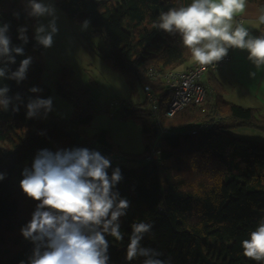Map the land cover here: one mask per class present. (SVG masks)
Instances as JSON below:
<instances>
[{"label": "trees", "instance_id": "1", "mask_svg": "<svg viewBox=\"0 0 264 264\" xmlns=\"http://www.w3.org/2000/svg\"><path fill=\"white\" fill-rule=\"evenodd\" d=\"M54 1L69 18L89 20L92 34L104 37L102 57L124 76L131 90L151 82L161 100V125L155 123L146 96L142 103L122 102L118 109L121 117L141 125L143 151L124 152L105 128L90 134L87 127L96 114V102L89 87L76 85L70 66L57 72L55 86L72 102L73 115L47 120L51 112L45 116L41 110L38 117L27 118L29 97L52 98V88L43 81L44 48L35 46L32 39L37 21L27 16V0H0V26L9 23L13 44L22 43L17 29L28 28L25 56H17L10 67L15 70L26 56L33 57L23 82L0 79V87L9 86L10 96L20 93L23 99L18 112H12L11 106L8 111L0 109V172L6 173L0 181V264L27 261L34 247L20 233L38 203L21 190L22 171L31 167L40 149L55 152L74 147L100 151L123 174L117 188L130 207L121 218L123 239L106 236L109 264H142L143 257L126 260L131 225L140 222L152 225L142 246L159 251L166 264H264L246 257L241 245L264 220V142L231 132L237 126L264 132V115L256 108L226 101L222 85L211 82L206 101L191 102L167 117L171 94L164 83L149 79L151 68L178 69L192 59L178 33L168 34L156 27L161 13L186 7L191 0ZM247 1L264 10V0ZM14 13L20 14L19 19ZM261 32L263 35L264 24ZM33 86L43 91L29 92ZM149 155L156 157L148 159ZM108 171L110 175L112 169Z\"/></svg>", "mask_w": 264, "mask_h": 264}, {"label": "clouds", "instance_id": "2", "mask_svg": "<svg viewBox=\"0 0 264 264\" xmlns=\"http://www.w3.org/2000/svg\"><path fill=\"white\" fill-rule=\"evenodd\" d=\"M246 0H191L186 7L172 8L161 13L156 25L168 34L178 33L189 49L192 60L201 65H213L228 53L229 48L244 49L248 59L259 69L264 66V35L250 34L233 19L243 13ZM25 11L34 18L32 39L35 46L49 49L59 33L57 8L52 0H27ZM19 13H14L19 19ZM47 18V23L41 22ZM264 24V11L258 16ZM90 21L85 19L81 30L86 31ZM9 23L0 26V79L20 84L27 79L33 63L26 56L13 70L17 56H25L24 45L29 43L27 26L17 29L20 45L12 43ZM43 89L33 86L31 93ZM8 85L0 87V109L18 112L23 99L20 93L9 95ZM52 98H31L26 104V117L36 118L43 110L52 111ZM112 169L109 175V169ZM20 188L28 198L37 201L30 221L20 233L33 244L27 261L19 264H109V241L112 236L122 240L121 218L127 215L130 201L121 197L117 185L123 180L119 166L112 167L111 159L96 149L74 147L37 151L30 168L21 173ZM6 173L0 172V181ZM126 260L143 257L142 264H166L155 249L144 247L141 241L152 229L150 223H133ZM244 255L255 261H264V220H261L249 239L241 242Z\"/></svg>", "mask_w": 264, "mask_h": 264}, {"label": "rangeland", "instance_id": "3", "mask_svg": "<svg viewBox=\"0 0 264 264\" xmlns=\"http://www.w3.org/2000/svg\"><path fill=\"white\" fill-rule=\"evenodd\" d=\"M52 2L55 3L54 0ZM55 6L59 16V33L54 37L53 46L44 49L42 54L45 66L43 81L52 88L53 98L52 111L47 115V120L52 116L70 118L73 115L72 102L60 95L55 86L57 72L63 66H70L75 72L76 85L89 87L96 102V114L87 131L93 134L105 128L110 131L113 142L124 152L143 151L141 125L133 119L121 117L118 113L110 116L103 111L104 106L112 101L118 102L117 106L122 102H130L131 105L142 103L145 101L143 86L138 85L136 91L131 90L124 76L102 57L101 49L106 48L104 37L92 34L90 26L82 31L83 21L69 18L56 4ZM41 22L46 24L47 18ZM147 106H150L149 102ZM231 132L239 137L264 142V132L253 127L237 126ZM195 139L192 137V140ZM186 142L189 143L188 140Z\"/></svg>", "mask_w": 264, "mask_h": 264}, {"label": "crops", "instance_id": "4", "mask_svg": "<svg viewBox=\"0 0 264 264\" xmlns=\"http://www.w3.org/2000/svg\"><path fill=\"white\" fill-rule=\"evenodd\" d=\"M262 11H264L262 8L246 0L244 12L234 17L233 24L238 17H242L244 27L251 35L259 37L262 24H259L258 16ZM232 50V60L217 71L207 72L205 81L209 87L211 82L222 85L223 98L226 101L256 108L260 114L264 115V66L258 69L248 59L247 50L238 48H232ZM194 64L196 63L191 59L179 69H186ZM146 96L145 93V99ZM139 101L143 100L139 99Z\"/></svg>", "mask_w": 264, "mask_h": 264}, {"label": "built area", "instance_id": "5", "mask_svg": "<svg viewBox=\"0 0 264 264\" xmlns=\"http://www.w3.org/2000/svg\"><path fill=\"white\" fill-rule=\"evenodd\" d=\"M239 23L244 26L242 17H238L234 26ZM233 58V50L229 48L228 53L220 61L214 62L213 65L201 66L194 64L186 69H169L159 71L151 68L149 70V79L152 81H161L165 84L171 96L165 109V116L173 117L178 111L183 109L189 103L201 104L206 101L209 94V86L205 81V76L209 71H217L226 66ZM144 91L150 102V110L155 123L161 125L160 122V104L159 95L153 90L151 82L143 85ZM118 102L112 101L104 106L103 111L108 112L110 116H115L118 113L120 105ZM124 104L127 105L126 102ZM164 128H162L163 130ZM193 133L196 131L193 130ZM117 156L116 159H119ZM156 155H149L148 159H152Z\"/></svg>", "mask_w": 264, "mask_h": 264}, {"label": "water", "instance_id": "6", "mask_svg": "<svg viewBox=\"0 0 264 264\" xmlns=\"http://www.w3.org/2000/svg\"><path fill=\"white\" fill-rule=\"evenodd\" d=\"M73 131H74V133H75L77 136H79V133H78L77 131H75V130H73ZM104 151H105L106 153H109V152H110V149L104 148Z\"/></svg>", "mask_w": 264, "mask_h": 264}]
</instances>
